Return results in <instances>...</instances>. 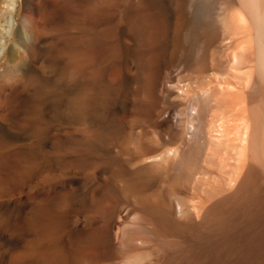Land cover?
<instances>
[{"label": "bare ground", "instance_id": "bare-ground-1", "mask_svg": "<svg viewBox=\"0 0 264 264\" xmlns=\"http://www.w3.org/2000/svg\"><path fill=\"white\" fill-rule=\"evenodd\" d=\"M151 1L176 3L194 76L146 73V97L173 106L129 123L57 25L113 0H1L0 264H264V0ZM76 24L67 41L86 43Z\"/></svg>", "mask_w": 264, "mask_h": 264}, {"label": "rangeland", "instance_id": "rangeland-1", "mask_svg": "<svg viewBox=\"0 0 264 264\" xmlns=\"http://www.w3.org/2000/svg\"><path fill=\"white\" fill-rule=\"evenodd\" d=\"M21 1L23 2V0ZM151 2V0H142L141 3H139L138 0H113L109 7L111 9H109V12L105 17L95 15L90 16L88 13H85L83 11V3H81L78 4L77 9H68L64 16H57V21L63 23L60 24L59 22V24L57 25L59 26V29L61 28L60 30H62L63 28L62 31L65 33L66 31L70 33L69 30H72L71 28H73V24L79 23L80 25L82 23L81 25L84 31L81 30V26H76L77 24L75 26L79 31H82L83 35L90 36H88V38L86 37L87 44L84 43V38V40H80V43L79 40H75L74 43L69 42L72 37L68 33H66L67 35L64 39L67 43H69L67 44V47L69 48V50L73 48V52L76 51L75 49L76 47H78V45L79 47H82L84 45L86 47H91V49L96 54L94 63L95 66L98 67L97 74L100 72L96 77V83L97 85L102 86L106 85L109 82L108 80H111L113 82L115 88L112 86H108L105 93L107 96H111L112 91L117 92V94L119 93L121 95L122 106L125 107L122 111L115 108L113 110V115L115 114V118H121L124 121L127 119L126 122L130 121L129 123H131L134 118L139 119V116L137 117V115H139L140 113H142V115L144 114V110L147 109V106L145 104L147 103L148 106L151 103L160 104L161 107H164L167 110L170 107L172 108L173 106L172 99L166 96L162 95L161 97H157L154 94L152 99L146 97V93L143 90V85L145 82L144 78L146 77V73L152 72L154 70H159L160 65H162L161 67L163 69H160L159 71L164 70L165 73L163 71V74L170 73V75L173 77L172 79L174 82L175 80L176 82L187 81L194 76L192 74V71H190V69L186 67V63L183 62L182 64H180V66L177 63V60L180 61L182 60V58L184 60L186 57H188V55L184 58V55L180 54V56H177L175 58L176 54L179 55L178 53L175 54L173 49L176 38L175 29L177 16L175 15V13L177 5H174L176 3L172 1L167 5H158V3L156 2V6L152 4L154 5L152 7V5L150 6ZM196 5L198 8H202L203 2L201 0H197ZM28 6L29 8L33 7L31 3ZM208 9L214 10V6L209 4ZM215 11H217L216 6ZM195 12V8H192L190 13L192 14V16H195ZM70 24L72 26H70ZM78 30H76V32H78ZM157 35L161 36L157 37ZM75 37L76 39L78 38L77 35ZM88 40H91L90 45H88ZM79 47L77 48V50L80 49ZM16 55L17 56L13 59L16 61L23 60L25 56L23 53ZM106 56L109 58V60H107L108 58H106ZM104 57L106 58L105 61L103 59ZM100 58L103 60H101ZM97 61H99V63ZM103 61L105 63H103ZM132 63L136 64L137 70H141V76H139L138 71H134L135 65H133ZM126 64L129 66L128 70L126 68L128 67ZM131 64L133 65V68ZM98 65L101 66L99 67ZM186 68L188 69V71ZM124 69L127 72L123 71ZM126 74L128 79H126ZM103 76L106 78L107 82L106 80L105 82H102L105 79ZM97 79L101 81H98ZM141 104L143 107L141 106ZM2 245L4 249L9 247V244L7 242H2ZM90 252L91 249L87 248L86 254H90ZM1 261L5 262L7 260L1 259Z\"/></svg>", "mask_w": 264, "mask_h": 264}]
</instances>
